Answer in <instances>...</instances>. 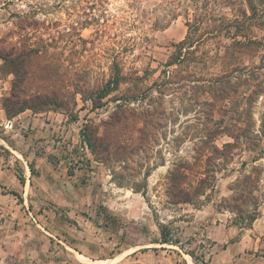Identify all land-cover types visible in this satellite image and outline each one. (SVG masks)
I'll return each mask as SVG.
<instances>
[{"label": "rangeland", "instance_id": "rangeland-1", "mask_svg": "<svg viewBox=\"0 0 264 264\" xmlns=\"http://www.w3.org/2000/svg\"><path fill=\"white\" fill-rule=\"evenodd\" d=\"M206 8L214 19L252 17L239 30L245 45L229 50L241 71L225 86L239 93L214 117L199 104L208 82L169 83L162 73L187 36L191 0H0L2 103L13 93L56 103L26 111L41 119L35 126L16 122V134L1 133L21 156L0 148V169L21 174L27 191L0 188V264H163L155 261L163 249L216 264L220 247L194 218L201 198L170 203L177 169L192 194L201 179L211 198L231 191L219 207L238 209L231 219L239 228L251 226L252 203L264 212V0H208ZM233 33L201 48L224 53ZM201 67L222 72L220 63ZM113 70L125 80L111 92ZM243 131L250 139L231 137ZM243 190L248 201L233 202ZM159 225L181 247L160 244Z\"/></svg>", "mask_w": 264, "mask_h": 264}, {"label": "trees", "instance_id": "trees-1", "mask_svg": "<svg viewBox=\"0 0 264 264\" xmlns=\"http://www.w3.org/2000/svg\"><path fill=\"white\" fill-rule=\"evenodd\" d=\"M191 1L193 2L195 13L191 17L189 14L186 17V27L188 29L187 36L183 41L174 45L176 50L172 53L168 62L165 64L166 70H164L162 73L163 77L167 79L169 83H175L177 80L188 81V79L193 77L198 78L197 81L208 82L209 87L206 89V91L203 92L205 98L199 104H202L206 107H210L212 109V113L210 112L207 115H210V117H214L216 114L215 109L218 107L220 101L230 99V94L239 93L237 89H227V87L225 86L226 84H228L227 81H231V79L235 78L239 79L238 76H240L241 71L239 65L232 63L233 59H231L232 56L230 57L229 50L230 47H243L245 45V42L237 40L240 36L247 38L246 35H240L239 30H241L240 28L243 27V21H250L252 17L248 16L247 13L244 12L242 13V18L236 16L232 20H227L223 18L214 19L213 16L208 13L206 8L208 0H203V3H201V1L199 0ZM232 30L234 32L231 36V40L233 42L231 46L225 47L226 50L224 51V53H222L223 51L221 50V48H218V50H216V52L214 53H212V51L210 50H207L206 48H201L203 45L207 44L206 39L208 37H217V34H223L224 32L225 34H231ZM252 42L253 41L249 39L248 43L251 44ZM208 62L220 63L222 67V72L214 74L210 71H207V73L203 74L202 71H198L201 69L204 71V68H202L201 66L205 67ZM124 80L125 78L121 77L119 72L113 70L112 80L109 82V91H116L118 86H120V84ZM256 88H259V86H257ZM255 94L256 96L259 95L257 91L256 93L253 91L251 96H248L247 98L245 97L247 103L253 99ZM207 95L208 97H211V99L206 98ZM135 98L137 97H129V101L134 100ZM52 105H56L55 101L45 96L39 95L34 98L25 99L21 96H18L16 93H13L11 96L7 97L4 100L3 108L6 112L7 117L9 119H13L19 116L20 114L26 112L27 110H31L33 112H40L43 111L44 108H47ZM258 132V134H253L254 139H256V141H260V134H262L261 130H258ZM216 135H219V133H217ZM262 136L264 137V132ZM231 137L236 141H239L243 138L246 140L250 139L245 136V131H243V133H241L239 136L232 135ZM208 138H210V140H213V138H215V135H211L210 133H208L207 139ZM230 147L233 146L225 145L224 150ZM213 152L220 153L221 151L214 147ZM29 168L31 172H33L32 165H30ZM181 169L185 168L182 167ZM18 179L22 184L25 185L26 182L21 174L18 175ZM207 181L208 179H201L200 187H195L194 193L192 194L190 191L191 184L189 183L188 175H186L185 173H181L178 169L171 172L169 178V189L167 192L170 203L174 205H193L195 198H200L201 196L205 195V193L202 191V186H205ZM12 194L18 197L17 193ZM243 195L245 196L243 197ZM250 196V192H246L245 190H243L242 196H237V198L235 197L233 199V202H238L241 200L243 202L248 201L246 200V198H249ZM19 199L21 198L19 197ZM252 204L256 208L255 213L252 214L250 218V220L253 222L259 215V203ZM243 205H245V203ZM233 209L238 210L236 207L232 208L231 210L233 212ZM159 230L162 237L159 241L160 244H170L181 247L180 241H173L170 239L167 227L165 225H159ZM186 254L190 255L193 258L194 262L197 263V259L193 255V253L188 252Z\"/></svg>", "mask_w": 264, "mask_h": 264}, {"label": "crops", "instance_id": "crops-1", "mask_svg": "<svg viewBox=\"0 0 264 264\" xmlns=\"http://www.w3.org/2000/svg\"><path fill=\"white\" fill-rule=\"evenodd\" d=\"M3 85L0 77V148H4L16 161L20 160L19 152L11 146L6 140L1 137L3 132L7 136L16 134L13 132L15 123L18 122L23 127L35 126L40 122L36 115H29L24 112L16 118L9 119L3 108ZM6 90V89H5ZM1 159V156H0ZM223 179H221L222 181ZM220 182V181H219ZM11 191L18 192L19 189L27 191L19 181L18 177L11 168L0 169V188L6 187ZM219 187V185H218ZM207 193L201 196V205L194 208V218L197 222H205L207 225L206 238L214 243L218 249V254L213 259L216 264H264V212L257 216L249 227L240 228L234 224L232 216L234 212L228 208H220L219 203L225 201L231 194V191L226 193H218L215 190L212 198ZM189 205V204H185ZM191 206V205H189ZM222 246V248H221ZM162 250V249H161ZM164 250V251H163ZM161 253L156 254L155 261L163 262V264H196L193 258L183 252L175 250L163 249ZM179 257V258H177Z\"/></svg>", "mask_w": 264, "mask_h": 264}]
</instances>
